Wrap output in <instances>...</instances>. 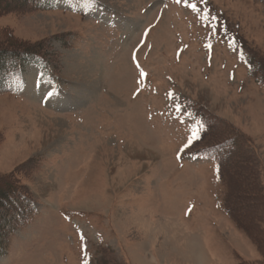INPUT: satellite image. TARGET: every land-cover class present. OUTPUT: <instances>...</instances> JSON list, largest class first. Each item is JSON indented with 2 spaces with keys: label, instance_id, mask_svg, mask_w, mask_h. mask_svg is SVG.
Instances as JSON below:
<instances>
[{
  "label": "rangeland",
  "instance_id": "rangeland-1",
  "mask_svg": "<svg viewBox=\"0 0 264 264\" xmlns=\"http://www.w3.org/2000/svg\"><path fill=\"white\" fill-rule=\"evenodd\" d=\"M7 1L0 42L41 57L0 74V175L27 192L23 219L0 205V264H264L184 147L203 110L245 136L234 204L264 224V0Z\"/></svg>",
  "mask_w": 264,
  "mask_h": 264
},
{
  "label": "trees",
  "instance_id": "trees-1",
  "mask_svg": "<svg viewBox=\"0 0 264 264\" xmlns=\"http://www.w3.org/2000/svg\"><path fill=\"white\" fill-rule=\"evenodd\" d=\"M13 0H11V3ZM18 3H24L25 0H18ZM10 2L7 0H0V13L5 12ZM33 55L41 57L39 48L33 47V45H26L22 42H17L10 39H6L0 42V74L7 73L8 77H15L17 75V67L13 65L14 62H18L24 55ZM264 77V73L262 75ZM264 85V83H262ZM4 89H0V92H4ZM225 124L215 116H211L207 111L203 110L201 124L199 126V139L197 140V153L201 155L213 154L217 163L218 177L221 185L224 187V193L221 198V206L225 213L228 215L232 223L237 229H241L248 237H250L254 243L258 246V241L255 236L264 234L263 221L261 215L255 216L253 219L249 216L245 210V204L240 206L234 204L235 194L232 192L233 180H237L238 173L236 170L241 167L251 168L254 167V162L250 159H246L245 154L250 155L252 149L250 142L245 136L236 133L232 128L226 135L218 134V130L223 131ZM243 139V140H242ZM235 186L236 183L234 184ZM264 187V180L262 183ZM17 182L16 177L9 175H0V205L2 202H9L11 208L19 214V216L26 217V213L20 209L18 202H11V197L17 194L27 195V192ZM254 196V197H253ZM253 199L259 198L255 194L252 195ZM247 225V226H246ZM253 231V232H252ZM253 233V234H252ZM106 253L102 250V256L98 259L96 264H108V260L105 257Z\"/></svg>",
  "mask_w": 264,
  "mask_h": 264
},
{
  "label": "bare ground",
  "instance_id": "bare-ground-1",
  "mask_svg": "<svg viewBox=\"0 0 264 264\" xmlns=\"http://www.w3.org/2000/svg\"><path fill=\"white\" fill-rule=\"evenodd\" d=\"M31 92L35 96L37 95L36 92L38 93L40 92V89L35 85V83L31 89ZM185 248L187 249V252L190 254L189 255L190 258H194L195 260H201L203 258V252L200 249L196 240H190V241L188 240L186 242Z\"/></svg>",
  "mask_w": 264,
  "mask_h": 264
},
{
  "label": "snow or ice",
  "instance_id": "snow-or-ice-1",
  "mask_svg": "<svg viewBox=\"0 0 264 264\" xmlns=\"http://www.w3.org/2000/svg\"><path fill=\"white\" fill-rule=\"evenodd\" d=\"M90 2L94 3L95 0H90ZM179 2H180V0H177V3H179ZM190 7L195 11L196 5H190ZM213 19H215V17H213ZM143 75H144V73L141 72V76H143ZM52 95H53V92H48V96H52ZM198 139H199L198 130L196 128H193L192 129V135L189 137L188 143L185 144L184 147L185 148L189 147L194 140H198Z\"/></svg>",
  "mask_w": 264,
  "mask_h": 264
}]
</instances>
